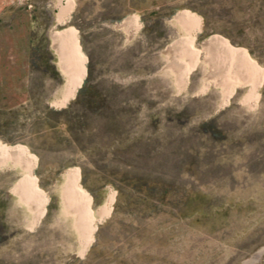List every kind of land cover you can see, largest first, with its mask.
Returning a JSON list of instances; mask_svg holds the SVG:
<instances>
[{"label": "rangeland", "instance_id": "obj_1", "mask_svg": "<svg viewBox=\"0 0 264 264\" xmlns=\"http://www.w3.org/2000/svg\"><path fill=\"white\" fill-rule=\"evenodd\" d=\"M74 1L88 75L58 106V75L34 68L25 104L5 77L29 36L63 28L59 0H0V143L36 157L49 199L36 221L25 171L0 161V264H264V92L252 109L235 98L217 109L213 93L164 78L184 10L264 66V0ZM70 169L94 211L114 193L84 254L86 233L61 212Z\"/></svg>", "mask_w": 264, "mask_h": 264}, {"label": "crops", "instance_id": "obj_2", "mask_svg": "<svg viewBox=\"0 0 264 264\" xmlns=\"http://www.w3.org/2000/svg\"><path fill=\"white\" fill-rule=\"evenodd\" d=\"M64 4H66V1H64ZM73 12L74 9L72 12L66 13L63 11V5L61 4L55 15L52 28H57L58 26H62L63 28L53 30L49 40H47L48 49L52 54V64L55 67V73L61 78L58 86L60 88L53 98V103L58 106H64L59 105V102L63 100L66 87H68L71 80V75L63 71L62 63L67 68L73 65L74 46L72 42L67 40L72 37V33L74 32L77 45L86 59L85 75L79 87H83L88 75V58L80 44L79 30L71 25ZM185 13H190L193 17L187 18ZM180 19H182V22L178 21ZM198 20L200 21L198 22ZM128 25L131 26V23L129 22ZM172 26L180 32L179 35L183 36L173 41L169 46L171 48L169 58L172 60L169 62L168 71L164 77L165 81L171 87H202V94L213 93L219 100L217 109H221L229 104L233 98L239 100V103L243 107L252 109V105L261 98L264 92V66L259 64L249 50L243 46L233 44L229 38L221 34H205L203 17L189 10L177 13L173 18ZM191 36L193 37V47L198 52L197 56L185 46L186 39L192 38ZM201 36L203 37L200 47H198L197 41ZM31 38L32 36H29L25 45V51L21 54H16L12 59L13 64L18 67L17 72L5 77L9 80L7 81L8 84L20 87L21 103L23 104L28 103L30 100L31 75L34 69L31 62ZM173 66L174 69H171ZM188 67H191L189 70V80L184 82V72ZM194 76L196 78L192 81V77ZM32 209L31 211H34ZM41 217L39 216L37 206L36 221H39Z\"/></svg>", "mask_w": 264, "mask_h": 264}, {"label": "bare ground", "instance_id": "obj_3", "mask_svg": "<svg viewBox=\"0 0 264 264\" xmlns=\"http://www.w3.org/2000/svg\"><path fill=\"white\" fill-rule=\"evenodd\" d=\"M64 1H66V4H64ZM60 3L63 5V11H65L66 13L72 12L75 7L74 0H60ZM185 14L187 18L193 17V15H191L190 13H185ZM178 21L182 22V19ZM199 21L200 20H198V22ZM126 23L124 26H127ZM130 23L131 26L135 27L134 32H136L141 27L138 17H133ZM67 41L73 43L74 60L72 61L74 62L73 65L69 68H67L62 63L63 71L71 75V80L68 87H66L63 100L59 102V105H65L68 102V100L75 95L85 75L84 68H85L86 59L83 52L79 49L77 45L75 32L72 33V37L69 38ZM185 43H186L185 46L188 48V50H190V52L194 53V55L197 56L198 52L193 47V37L187 38ZM190 68L191 67H188L184 72V77H183L184 82H187L189 80ZM171 69H174V66ZM0 161L3 163L10 162L14 166H20L25 171V175H26L25 179L29 181L30 198L35 199L36 200L35 202L38 203L39 216L43 215L49 199L47 195L43 193L36 186L34 180L33 171L37 162L36 157L33 154H31L29 150L26 149L25 147H21V146L7 147L0 143ZM79 181L80 178L78 171L76 169H70L69 171L66 172L64 184L63 186L61 185L60 191L58 188V191L60 192V203L62 208L61 212L65 213V215L70 214V217L72 219V225L80 235L86 233L84 243L82 244L80 249L81 254H84L87 251L90 243L94 239V233L96 230L97 222L99 220H103L110 213V208L114 199V193H111L109 195L106 204L102 208H100L97 211H94L91 206V198L83 191Z\"/></svg>", "mask_w": 264, "mask_h": 264}, {"label": "trees", "instance_id": "obj_4", "mask_svg": "<svg viewBox=\"0 0 264 264\" xmlns=\"http://www.w3.org/2000/svg\"><path fill=\"white\" fill-rule=\"evenodd\" d=\"M31 62L33 68H38L44 72L55 73V67L52 64V54L48 49L46 37L31 38Z\"/></svg>", "mask_w": 264, "mask_h": 264}]
</instances>
